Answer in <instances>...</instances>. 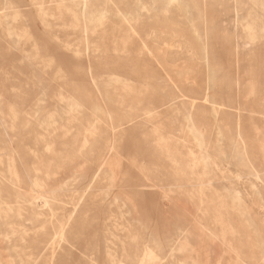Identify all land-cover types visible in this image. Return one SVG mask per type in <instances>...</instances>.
I'll return each mask as SVG.
<instances>
[{
	"label": "rangeland",
	"instance_id": "1",
	"mask_svg": "<svg viewBox=\"0 0 264 264\" xmlns=\"http://www.w3.org/2000/svg\"><path fill=\"white\" fill-rule=\"evenodd\" d=\"M198 261L264 264V0H0V264Z\"/></svg>",
	"mask_w": 264,
	"mask_h": 264
},
{
	"label": "bare ground",
	"instance_id": "2",
	"mask_svg": "<svg viewBox=\"0 0 264 264\" xmlns=\"http://www.w3.org/2000/svg\"><path fill=\"white\" fill-rule=\"evenodd\" d=\"M86 2H87V0H80V4L81 5H84V6H86ZM155 6V5H154ZM85 12V11H84ZM82 13V12H81ZM79 14V13H78ZM83 14V13H82ZM108 16V15H107ZM79 17V16H78ZM83 18V17H82ZM141 19V18H140ZM76 20H77V18H76ZM82 22H83V20H82ZM122 24H123V22H122ZM125 24V23H124ZM127 34V33H126ZM125 34V35H126ZM131 35V34H130ZM149 54V53H148ZM111 150V149H110ZM233 154V153H232ZM232 157H233V155H232ZM115 159V158H114ZM118 159H119V156H118ZM123 160V159H122ZM110 161V160H109ZM239 161V160H238ZM237 161V162H238ZM236 162V161H235ZM104 163V162H103ZM106 165V164H105ZM104 166V165H103ZM102 168V167H101ZM97 173V172H96ZM95 179V178H94ZM98 193V192H97ZM128 199V198H127ZM127 201V200H126ZM128 201H129V199H128ZM122 202H123V200H122ZM164 202V201H163ZM163 204V203H162ZM123 205H124V203H123ZM163 207V206H162ZM164 208V207H163ZM164 217V216H163ZM165 218H166V216H165ZM218 218V217H217ZM220 220H218V221H220V222H223V220L221 219V218H219ZM214 222V221H213ZM198 223V222H197ZM136 225H139L138 223H136ZM139 227H140V229L143 231V235H145V237L147 238V239H149V235L151 236V239H152V242L154 243V245L158 248V249H162V248H167V246L168 247H173L174 245H175V243H176V241H177V239H176V237H173V235H171V234H168L166 237H165V239L163 240L159 235H157L155 232H150L149 230H147L146 229V227H144V226H142V225H139ZM220 230H221V227H220ZM225 230V229H224ZM178 234H181V238H182V241H181V244H182V247H183V249L187 252V254H186V256L188 257V258H190L191 259V255H190V252H189V244H188V240H189V238H190V236H188V235H186V236H184L183 235V232H181V229H180V231H179V233ZM127 235V234H126ZM128 236V235H127ZM222 236V235H221ZM126 237V236H125ZM136 238V237H135ZM122 241V240H121ZM129 242V241H128ZM229 242V241H228ZM230 243V242H229ZM127 244V243H126ZM201 244H202V242H201ZM120 245V244H119ZM203 245V244H202ZM128 246H129V244H128ZM154 246V247H155ZM124 248L125 247H122L121 249H123L124 250ZM136 249V248H135ZM198 249V248H197ZM200 250V249H199ZM127 251V250H126ZM236 251V250H235ZM128 252V251H127ZM237 253V252H236ZM127 254H129V253H127ZM126 254V255H127ZM144 254V253H143ZM148 254V253H147ZM206 254V253H205ZM257 254V253H256ZM122 255V254H121ZM125 255V256H126ZM133 255V254H132ZM138 255V254H137ZM164 255V254H163ZM198 255H199V253H198ZM129 256H130V254H129ZM152 256V255H151ZM154 256V255H153ZM122 257V256H121ZM135 257V256H134ZM137 257V256H136ZM205 257V256H204ZM124 258V257H123ZM139 258V257H138ZM142 258V257H141ZM239 259H241L240 257H238ZM158 259V258H157ZM126 260V259H125ZM128 260V259H127ZM131 260V259H130ZM199 260V259H198ZM202 260V259H201ZM249 260H251V261H256V257H255V255L253 256H251L250 258H249ZM132 261V260H131ZM152 261H154V260H152ZM258 262V261H257ZM256 262V263H257ZM128 263V262H127ZM154 263H155V261H154ZM187 263V262H186ZM192 263H193V261H192ZM197 263H199V264H201L199 261L197 262ZM121 264V263H120Z\"/></svg>",
	"mask_w": 264,
	"mask_h": 264
}]
</instances>
